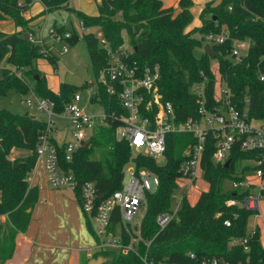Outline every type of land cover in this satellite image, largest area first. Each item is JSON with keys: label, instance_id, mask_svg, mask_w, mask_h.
<instances>
[{"label": "trees", "instance_id": "trees-1", "mask_svg": "<svg viewBox=\"0 0 264 264\" xmlns=\"http://www.w3.org/2000/svg\"><path fill=\"white\" fill-rule=\"evenodd\" d=\"M39 1L46 7L45 14H49L67 8L71 0ZM32 2L0 0V22L12 21L18 29L12 34L0 30V96L32 92L39 98L51 100L55 104V113L61 114L79 88L61 84L59 93L49 89L38 61L47 59L57 66L59 56L48 52L44 44L29 39L34 35L33 31H27L30 21L25 19V13ZM193 5V0H179L180 11L176 13L174 8L166 7L163 0H98L97 16L74 11L85 28L100 27L104 39L113 49L125 44L124 33L129 36L130 60L142 68H159L160 93L164 102L175 107L179 122L200 118L191 93L196 83L207 80V96L213 102V61L219 65L220 76L230 89L233 104L240 110L248 108L252 118L264 120V83L259 78L260 73H264V0H221L217 5L215 1L206 0L200 14L202 26L186 33L194 22ZM54 31L58 34L71 32V37L64 40L71 47L81 40L75 30L70 31L65 25L55 26ZM211 33L229 34L225 44L212 46L219 53L217 58L205 54L206 36ZM84 39L95 71L93 84L97 87L91 102L101 104L109 117L114 114L118 119H108V126H99L93 137L73 153L72 161L67 160V143L59 145L51 139L59 151L62 171L76 177L79 200V190L85 182H93L100 197L107 198L121 190L125 170L134 164L138 171L151 170L160 179L157 191L147 195V211L141 225L142 242L139 243L141 255L148 250L149 257L155 262L170 264H203L204 260L211 261L215 257L229 264H264L260 227L256 226L252 233L248 231L250 218L257 213L239 205H228L229 201H242L249 195V190H233L229 183L243 182L253 172L254 167L246 162L256 158L257 153L243 152L235 147L229 157V167L225 163L215 164L212 158L216 139L210 134L202 161L209 190L202 193L195 205L183 195L179 210L161 230L156 219L161 213L173 214V195L179 191L176 184L179 167L195 138L191 134L168 135L162 162L142 154L134 157L128 142L116 136L117 128L123 125L120 118L128 114L117 96L110 95L98 83L107 54L100 48V40L88 30L84 31ZM235 40L253 43L248 56L241 62L231 56ZM197 51L201 54L197 55ZM148 116L152 118L153 113ZM47 129L46 121L29 113L0 111V217H5L4 224L9 228L5 234L0 224V264L12 256L14 237L25 233L30 224L31 212L28 210L37 203L39 190L30 187L28 177L37 165L38 140L48 132ZM96 152L100 158L93 160ZM13 153L17 154L14 161L10 159ZM262 196L264 198V191ZM227 221L230 226H226ZM245 240V244L237 243ZM124 242H129L126 234ZM145 243H151L150 247L147 248ZM98 256L105 258L103 264H145L134 252L106 250L95 255Z\"/></svg>", "mask_w": 264, "mask_h": 264}, {"label": "built area", "instance_id": "built-area-1", "mask_svg": "<svg viewBox=\"0 0 264 264\" xmlns=\"http://www.w3.org/2000/svg\"><path fill=\"white\" fill-rule=\"evenodd\" d=\"M79 24L83 31H87L82 21H79ZM69 37H71L69 31L63 34L52 32L55 44L64 43V53L69 51V45L64 42ZM29 39L33 43L43 45L42 41H38L32 35ZM228 39L227 33H211L206 36V45L211 47L223 45ZM99 44L107 54V62L99 73L98 83L105 87L110 95L117 96L128 114L120 118L123 125L117 128L116 136L119 140L128 142L134 157L142 154L160 162L167 151L168 135L191 134L195 138L194 143L186 150V158L179 167L180 176L176 180L179 191L173 195L175 200L173 214H159L156 219L159 228L163 230L170 223L181 206L183 195L187 196L188 188L197 181L201 172L204 173L202 161L207 137L210 134L216 139V149L212 158L215 164H226L235 147H239L243 152L257 153L256 158L246 162L254 167L253 172L248 174L243 182L229 183L233 190H249V195L242 201H229L228 205H239L256 212L255 216H262L260 203L264 191V120L252 118L248 108L238 109L233 104L228 86L220 76L219 88L215 76L213 102L207 96V80L196 83L191 93L200 118H189L179 122L173 104L163 101V95L159 90L160 70L157 66L142 68L132 63L130 60L132 49L129 46L121 45L113 49L105 39L99 41ZM252 45L250 40H235L231 56L236 62H241L248 56ZM259 78L264 83V73H260ZM33 95L35 101L28 100L26 102L28 107L36 108L48 117L46 121L48 132L40 136L36 147L37 164L43 166L51 187L76 191L78 188L76 177L73 173L62 171L59 165V151L51 141V132L55 127L53 117L65 119L71 125L73 140L68 142L66 147L68 161H72L73 153L93 137L99 126H108V119L117 120L118 117L114 114L109 117L105 111L101 116L90 114L80 106L82 97L79 93L66 105L61 114L55 113V104L51 100L39 98L34 93ZM152 113L151 118L148 115ZM180 181H187V184L182 186ZM159 185L160 179L154 172L148 169L138 171L134 164L125 170L122 189L107 198L100 197L93 182L81 185L79 190L81 208L97 240L99 252L106 250H119L125 254L134 252L140 255L145 264H170L155 262L149 257L148 250L145 254H140L141 225L145 215L137 224L135 223V217L140 210L144 207L147 211V195L157 191ZM225 224L230 226L228 221ZM124 234L129 237L127 243L124 242ZM237 243L245 244L247 240ZM150 244L145 243L147 248ZM207 263L229 264L216 257L211 261H203V264Z\"/></svg>", "mask_w": 264, "mask_h": 264}, {"label": "rangeland", "instance_id": "rangeland-1", "mask_svg": "<svg viewBox=\"0 0 264 264\" xmlns=\"http://www.w3.org/2000/svg\"><path fill=\"white\" fill-rule=\"evenodd\" d=\"M178 1L179 0H163L166 7L170 6L174 8L176 13L180 11ZM207 1H215V5L221 2V0ZM37 2L40 1L33 0V2L29 5L27 12L31 9L32 4ZM193 2L194 5L192 7V13L196 21L198 19L200 11L203 9L206 3V0H193ZM74 10L83 12L89 16H97L98 0H71L67 8H60L54 11L53 13L49 14H45L46 7L41 6L35 9L34 16L32 18L28 19L25 16V19L30 21L27 25V31H33V35L38 41L45 42L43 44L48 48V52L55 53L59 56L57 66L50 63L47 59H40L38 63L41 73L46 78L49 89L59 91L61 84H69L71 86L78 87V93L82 97L80 106L94 116H101L104 114L103 106L99 103L91 102L92 97L97 92V87L93 84V82L95 81V71L84 39V31L79 24L80 20L78 19ZM65 23H67V27L70 29V31L75 29V31L81 37L80 42L76 46H69V51L67 53L63 52L64 43L56 44V47H54L52 44V32L54 31L55 26L62 27L65 25ZM192 25L193 23L187 28L186 33H190L194 29L201 27L202 22L200 26L192 27ZM0 27L7 28V31L10 32L14 29L15 26L12 21L8 20L4 23H0ZM86 29L88 30V32L94 34L95 37L100 41L104 39V34L100 27L93 26L89 28L86 27ZM12 33L14 32H10L8 34ZM123 39L125 40L124 45L128 47L130 39L126 33L123 34ZM196 54L200 55L201 51H197ZM212 71L218 79V85L220 88L221 80L219 73V65L216 61H213L212 63ZM28 100L35 101L32 92L28 95L10 93L6 96H0V111L5 110L13 114L20 115L29 113L31 116H35L38 120L48 121V117L45 113L39 112L36 108L28 107V105L26 104ZM53 120L57 121L58 127L63 128V131H61L58 135L59 141L61 143H65L67 141L72 140V128L69 126L68 121H61L57 117H53ZM121 135L122 130L119 131V137H121ZM15 155L17 154L13 153L10 156V159L12 161L17 158V156ZM99 158V152H96L92 156L93 160H98ZM160 162H162V160H160ZM179 183L183 186L187 184V181H180ZM180 188V192L182 193V187ZM209 188L210 185L205 179L204 173L201 172V175L199 176L197 181L192 186H190V188H188L187 197L190 204L197 203L202 193L207 192ZM260 205L262 216H253L250 218L248 231L249 233H252L258 225L261 230V242L264 244V198L261 199ZM145 214L146 209L143 207L135 217V223L137 224L140 219L144 217ZM1 218L2 217H0V224L3 225V232L5 234H8L9 228L7 225L4 224Z\"/></svg>", "mask_w": 264, "mask_h": 264}, {"label": "crops", "instance_id": "crops-1", "mask_svg": "<svg viewBox=\"0 0 264 264\" xmlns=\"http://www.w3.org/2000/svg\"><path fill=\"white\" fill-rule=\"evenodd\" d=\"M41 6L44 5L40 2L33 3L31 9L25 14L26 18H32L35 9ZM201 12L202 10L198 19L196 21L194 19L192 27L200 26ZM0 30L8 34L17 32L18 29L14 27L8 32L7 28L0 27ZM52 44L56 47L54 42ZM51 91L59 93L58 90ZM57 118L61 121L65 120ZM69 126L71 127L70 124ZM61 131L63 128L58 127L55 121V127L51 132L54 142L62 145L73 140L71 135L72 140L61 143L58 139ZM28 182L31 188H38V201L32 210H28L31 212V221L27 231L18 233L14 237L12 256L2 264H88L99 250L76 191L51 187L43 166L39 164L29 175ZM1 219L5 221V217ZM262 245L264 246L263 243Z\"/></svg>", "mask_w": 264, "mask_h": 264}, {"label": "water", "instance_id": "water-1", "mask_svg": "<svg viewBox=\"0 0 264 264\" xmlns=\"http://www.w3.org/2000/svg\"><path fill=\"white\" fill-rule=\"evenodd\" d=\"M26 39H28V35L25 36ZM205 54L208 56H211L213 58H217L219 56V53L210 45H206L205 46ZM230 160L226 162L225 166L229 167L230 165ZM18 165H15V167H17ZM105 262V258L103 256H98L96 258H92L88 264H103Z\"/></svg>", "mask_w": 264, "mask_h": 264}]
</instances>
